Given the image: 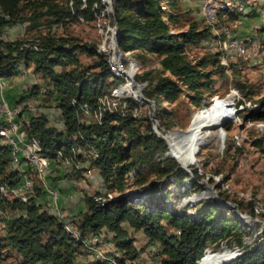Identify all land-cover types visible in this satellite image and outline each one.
Here are the masks:
<instances>
[{
  "label": "trees",
  "instance_id": "obj_1",
  "mask_svg": "<svg viewBox=\"0 0 264 264\" xmlns=\"http://www.w3.org/2000/svg\"><path fill=\"white\" fill-rule=\"evenodd\" d=\"M54 1L0 0V77L9 79L17 74L20 64H32L33 71L48 80L51 86L48 93L52 95L53 105L59 109L63 128L58 130L48 125L45 116L39 113L28 116L23 128L26 135L36 138L43 154L50 158L60 153L62 157L72 155L87 162L89 167L98 170L108 188L114 186L120 191L101 205L95 203V199L108 191L83 195L86 211L76 219L78 222L73 221L80 232V240L89 235H99L111 242L127 260L133 261L136 257L133 238L123 227L125 225L131 231H140L146 245L158 247L156 255L160 264H195L205 249L216 251L221 244L227 248L230 241L240 249L241 254L224 264H264V230H261L259 240L245 246L243 235L246 224L235 217L233 209L217 205L213 197L205 198L189 210L187 206H166V192H160L155 198L153 192L148 193L150 187L142 186L148 179L155 184L161 178L175 176L181 182L188 175L175 160L164 156L168 149L164 141L152 133L149 117L133 114L134 101L126 98L129 109L123 113L106 111L99 121H85L83 106L92 111L99 97L108 95L113 87L120 84V80L108 70L103 57L94 50V45L77 44L52 34L47 36L49 27L46 28L47 34L20 40L2 38L5 27L21 19L20 15L28 7L31 8V18L45 13L53 16L52 21L57 23L67 17L92 21V4H99V0H85V8H79L80 0H72L71 6L67 0H62L56 7ZM180 1L111 0L113 15H108L111 22L114 17L118 27L120 50H137L157 58V67L139 76L135 74L133 79L144 83L141 94L153 102L157 109L155 114L160 117L169 115L170 123L166 129L172 124L173 114L165 112L162 106L156 107L157 100L172 104L181 93L191 92L189 102L198 105L202 93L212 83L211 75L217 73L222 76L224 71L217 63L218 53L204 55L197 60L187 58L185 46L208 38L211 32L210 27L198 29L195 24L188 25L184 30H172L170 21L176 16L175 10ZM236 1L243 3L246 0ZM224 12L230 14L235 11L226 9ZM54 27L57 25L50 28ZM259 33L264 36V24ZM76 51L91 57L92 63L81 68L74 67L78 63ZM67 64L73 68L54 69ZM208 64L212 69L203 70ZM236 87L241 96H246L248 90L243 84L236 82ZM34 90L35 85L29 93L20 95L16 104L28 99L27 96H34ZM256 103L257 110L249 111L248 115L253 120H264V95ZM24 110L25 105L21 111ZM9 152L8 146L0 144V185H12L20 179L15 171L6 172ZM127 178L133 188L121 192ZM36 188L34 196L29 197L26 203L16 200L1 202L7 210L3 222L8 244L20 252L26 264H78L76 259L83 254L80 241H75L63 225L44 210L40 202H36L42 194ZM218 197L226 200L222 192H218ZM254 201L257 200L250 198L246 201L249 216L262 219L263 213L256 216L252 210ZM235 204L239 208V203ZM218 251L225 257H233L222 248Z\"/></svg>",
  "mask_w": 264,
  "mask_h": 264
},
{
  "label": "rangeland",
  "instance_id": "obj_2",
  "mask_svg": "<svg viewBox=\"0 0 264 264\" xmlns=\"http://www.w3.org/2000/svg\"><path fill=\"white\" fill-rule=\"evenodd\" d=\"M60 2L62 0H55L53 4L58 7V3ZM234 2L240 3L236 0ZM241 4L245 7L243 6V10L240 12H231L230 14L224 12L225 16H223L222 12H218L217 25L215 27L227 26L232 32L251 38V43L248 46L249 56L245 59H228L226 66L220 65L217 62L218 65L224 68L223 75L220 76L217 73L211 75L212 83L202 93L198 105L189 102L191 92L181 93L179 98L172 104L157 100L156 107L160 108L162 106L165 112L171 111L173 114L172 124L168 125L169 129H166V125L170 123L168 121L170 118L169 115L164 117L156 115L155 111L157 109L155 110L153 105L154 119L155 116L156 119L152 123L155 125L156 130L163 136L166 137L169 135V139L177 137L176 140H179L189 135L190 132L204 124L208 118L210 119L220 111H223V113L229 116L228 119L223 120L216 128L201 131V133L204 131L211 132L212 136L198 147L195 159L188 164L187 168H185L186 170L181 168L188 177L181 182H178L175 176L161 178L155 184L153 180L148 179L142 184L143 187H150L148 193L153 192L155 198L159 196L160 192H166L167 200L164 203L166 206L181 207L180 203L182 201L190 200L192 197H196V199L192 203H186L183 206H187L188 210L191 207L197 206L200 201L211 197L206 190V185L209 184L214 186L217 194L218 192H222V195L226 198L224 201L239 203L240 206L238 209L245 216L250 217L249 205L246 202L248 200L239 199L241 193L253 200H258L264 207V120H253L248 115L249 111L254 112L257 110L256 102L264 95V36L259 33L260 28L264 24V0H246ZM201 5L202 0H181L175 10L176 16L174 20L170 21L172 30H184L190 24H195L198 29L206 26L210 27L201 14ZM30 10V7L25 9L20 15L21 19H17L11 25L5 27L1 35L3 39L20 40L36 36L37 34H47L46 28L49 27L48 29L50 31L47 36L52 34L58 38H66L77 44L94 45L95 50L98 37L93 26L94 17L92 21L83 20L82 22L77 21L75 18L67 17L55 23L52 21L54 17L45 13L36 18H31ZM106 15V12H104L103 15L98 16V19L106 20ZM55 24L57 27L50 28L51 25ZM206 39L185 46L184 52L188 59L197 60L201 56L212 54L206 51L204 44ZM130 52L131 57L140 65V69L135 73L136 76L143 74L146 70H150L157 63V58L153 55L142 54L137 50ZM75 56L78 63L73 65L76 68L89 66L93 60L91 57L79 51H76ZM68 68L73 67L68 64L54 67L55 71ZM211 69L212 66L209 64L203 67V70ZM10 82L17 84L20 92L28 93L31 87L35 85V95L27 96V98H36V96V99L39 98L37 103L33 104L34 112L37 113L38 110L48 112L49 114L57 112L56 107L51 101L52 95L49 96V89L46 90L49 85L47 83L48 80L36 74L33 71L32 64H20L17 74L9 79ZM236 82L243 84L247 88L248 92L246 96L243 97L240 95L236 87ZM24 101L33 102L35 99L23 100L22 103ZM231 101L234 104L233 108L236 110L234 113L232 112ZM22 103L19 104L21 108L23 107ZM206 105L209 107L203 109L202 111L204 112L197 110ZM138 111V114L148 116L149 107L141 105ZM151 112L152 110H150ZM54 120L59 119L57 117ZM191 120L190 128L186 130ZM60 126L61 124H58L55 128L60 130ZM219 134H222L221 138ZM164 144L166 150L169 149L165 141ZM50 164L57 167L54 168L52 173L55 171L54 173L62 176V166H59L53 160L50 161ZM86 165L89 166L87 162H85ZM191 170L194 172H191ZM94 173L95 175L93 177H98L99 172ZM193 174L196 178H194ZM79 176L82 177L80 171L77 170L70 177L78 179ZM130 179L131 181L133 180L132 177ZM127 180L124 182V188L121 192H127L130 188H133L128 178ZM97 183H99L98 189H96L97 192L103 193L106 190L116 196L120 193L114 186L108 188L102 180ZM52 185L56 188L58 187V185ZM76 188L79 189L80 187L75 185L74 189ZM89 192L93 193L95 190L91 189ZM201 193L204 194L203 197H199ZM250 218L257 221L264 219V217L262 219L258 217ZM78 221L76 220V222ZM123 227L130 237H134V245L133 243L132 245L135 248L136 257L133 262L136 264H155L158 255H155L151 249L157 246L154 244L142 245L146 242L141 237L140 231H131L125 225ZM260 237L261 226L259 223L254 222L251 226L246 224L243 235V244L245 246L253 245ZM235 247V244L230 241V245L227 247L229 250L226 247L221 248L230 255H233L230 250ZM236 248L240 251L238 247ZM156 249L158 251V247ZM219 253L222 254L220 256L223 258L224 254L221 251ZM81 257L92 264L85 255L82 254ZM0 264H26L20 252L8 244L4 233L2 234L1 232Z\"/></svg>",
  "mask_w": 264,
  "mask_h": 264
},
{
  "label": "built area",
  "instance_id": "obj_3",
  "mask_svg": "<svg viewBox=\"0 0 264 264\" xmlns=\"http://www.w3.org/2000/svg\"><path fill=\"white\" fill-rule=\"evenodd\" d=\"M72 0H67V4L71 6ZM243 4L234 2L233 0H202L201 14L204 20L210 25V36L204 41L206 51L211 53H218L217 60L220 65L226 66L228 59L242 58L245 59L249 56L248 46L251 43V38L238 35L232 32L227 26L215 27L217 25V14L224 11L240 12L243 10ZM245 7V6H244ZM79 8H85V0H80ZM92 17H94L93 26L98 37L95 51L103 57L111 74L122 82L121 84L113 87L108 95H104L97 99L96 107L90 111L87 107L83 106V117L85 121H99L102 114L106 111H119L121 113L129 109L126 98H130L136 104L132 108L133 114H138L140 106L149 107L148 117L153 112V106L146 100L138 97L135 91L134 84L130 78H133L140 65L131 57L130 51H114L116 31L113 27V21L108 15H111L109 6L106 0H99V4L93 3L91 7ZM100 11V13H99ZM106 12L107 19L99 20L98 16ZM79 21H83L79 17ZM253 44V43H252ZM157 67V63L154 65ZM9 85V79L0 77V93ZM51 86L48 85L47 89ZM235 93V92H234ZM37 98V96H36ZM36 98H28L34 100L33 102L24 101L22 106L25 105L26 110L21 111V106H9L7 102L2 99L0 95V144L6 145L9 148V160L6 166V171H15L20 179L17 183L12 185H0V232L3 234L5 225L3 219L7 217V210L3 207L1 202L7 201H20L25 202L29 197L34 196L35 187L38 188L45 195L43 202L41 198H36V202H40L44 206V210L51 214L59 223L63 225L64 230L75 240L80 241L82 245V252L91 263L98 264H136L133 261L127 260L115 246L104 240L99 235H89L80 240V234L75 228L72 214L61 208L59 205V192L58 189L48 182L55 165L50 164L53 160L59 166H62V175L70 177L77 170L80 171L82 176L88 177L93 168L85 166V162L74 158L72 155L62 157L60 153H56L55 157H48L41 151V146L36 138L27 136L24 131V126L27 124L28 116L35 114H43L47 119L48 125L56 127L61 124L63 128V120L61 119L59 109L56 108L57 114H49L48 112L37 111L34 112L33 104L37 103ZM43 98V97H40ZM27 100V99H26ZM32 104V105H31ZM53 104V103H52ZM234 104L231 101L232 112ZM150 110L152 112L150 113ZM154 113V112H153ZM55 115L56 117H54ZM58 117L59 120H54ZM152 121H155L154 117ZM52 122V123H51ZM54 122V123H53ZM60 128V129H61ZM239 199L249 200L245 194H240ZM111 193H105L102 197L96 198L95 203L101 205L107 200L112 198ZM254 214L263 213L264 207L258 200L253 202L252 208ZM261 221H264L261 220ZM222 244L219 249H221ZM218 249V250H219ZM156 247L151 251L157 254ZM211 249H205L202 256L195 262L201 264L202 260L207 256L217 252ZM229 250V249H228ZM233 258L241 254L235 247L230 250ZM154 255V256H155ZM155 264H160L158 259Z\"/></svg>",
  "mask_w": 264,
  "mask_h": 264
},
{
  "label": "crops",
  "instance_id": "obj_4",
  "mask_svg": "<svg viewBox=\"0 0 264 264\" xmlns=\"http://www.w3.org/2000/svg\"><path fill=\"white\" fill-rule=\"evenodd\" d=\"M25 94H27V92H23V91L20 92L17 84H14L12 82H10L9 85L6 88H4L0 93L2 99H4L9 106L17 105L16 101L18 100L19 96L25 95ZM52 113L56 114L54 112ZM53 116L56 117L55 115ZM97 171H98L97 169L93 168L91 175H89L88 177L81 175L83 178L79 176L78 179H74L72 177H64L63 175L61 176L57 173H54L55 172L54 171L51 174V176H49L48 178L49 184L51 185L55 184V185H58L59 187L58 189V192L60 191L59 199H58L59 205L61 206L62 209L71 213L75 220L80 216L81 213L86 211V207L83 201V195L91 194L92 192H89L91 191V189H94L95 191L96 189H98L99 183L97 182L101 180L100 174L98 175V177H93V175H95L94 172L97 173ZM83 179H86V180H83ZM75 185L79 186L80 188L74 189ZM36 187H37L36 191L42 193L38 188V184ZM40 198H41V203H42L43 199L45 198V195L42 193ZM42 208L45 209L44 206H42ZM140 234L144 242H146L144 235L141 232ZM145 244L146 243H143L142 245H145ZM133 245H134V242H133ZM76 262L78 264H90L87 260H85V258L81 256L77 257Z\"/></svg>",
  "mask_w": 264,
  "mask_h": 264
},
{
  "label": "bare ground",
  "instance_id": "obj_5",
  "mask_svg": "<svg viewBox=\"0 0 264 264\" xmlns=\"http://www.w3.org/2000/svg\"><path fill=\"white\" fill-rule=\"evenodd\" d=\"M229 116L226 113H223V111L218 112L213 117H211L209 120L207 119L204 124L200 125L196 130L190 132L189 135L179 139V140H169L168 136H163V140L168 145V152L166 155L168 158L174 159L178 166H182L184 168H187L188 164L192 162L195 159V154L197 152L198 147L204 143L210 136H212L211 132L204 131L201 133L202 130L212 129L216 128L223 122V120L228 119ZM222 134H219V137L221 138ZM183 136V135H179ZM175 155V156H174ZM177 159H176V158ZM204 194H200L199 197H203ZM196 197L190 198V200H184L180 203V206L182 207L184 204L192 203ZM27 202V201H26ZM25 202V203H26ZM247 225H253L254 222L252 221H245L243 222ZM80 233V232H79ZM219 253V251L213 253L210 256H207L204 258L201 262V264H224L226 261L232 259L233 257H224L222 258Z\"/></svg>",
  "mask_w": 264,
  "mask_h": 264
},
{
  "label": "water",
  "instance_id": "obj_6",
  "mask_svg": "<svg viewBox=\"0 0 264 264\" xmlns=\"http://www.w3.org/2000/svg\"><path fill=\"white\" fill-rule=\"evenodd\" d=\"M106 2H107V4H108V6H109V9H110L111 15H113V13H112V3H111V0H106ZM113 27L115 28V31H116V35H115V44H114V51L116 52V51H118V49H119V47H118V35H119V30H118V27H117L116 22H115V20H114V17H113ZM130 78H131V80H132V82H133V84H134V88H135V91L137 92L138 97H139L140 99H142V100H146L147 102L150 103L151 106H153V102H152L151 100H148V99L143 98V96H142V94H141V87L143 86L144 83H138V82H136L131 76H130ZM235 112H236V110H235ZM153 117H154V113L152 112L151 115H150V119H149V120H150V124H151V130H152V133H153L155 136H157V137L163 139L162 134H161L159 131L156 130L155 125L152 123V122H153V121H152ZM191 123H192V120L189 122V125L186 127V130H188V129L190 128ZM164 156H165V157H168V156L166 155V152L164 153ZM176 163H177V162H176ZM177 164H178V163H177ZM180 167L183 168V169H185V168L182 167V166H180ZM185 170H186V169H185ZM189 174H190V173H189ZM204 182H205V181H204ZM206 187H207L206 190L209 192V196H211V197L214 198L215 203H216L217 205H219V206H225V207H228L229 209H233V210H234V213H235V217H236L239 221L244 222V220H248V221H252V222H257V223H259V225L261 226V230H264V221L253 220V219H251L250 217L245 216V214H242V213L239 211V209H238V207H237V205H236L235 203H233V202H229V201H222V200H220L219 197H218L217 191L214 189V186H213V185H209V184H208V185H206Z\"/></svg>",
  "mask_w": 264,
  "mask_h": 264
}]
</instances>
